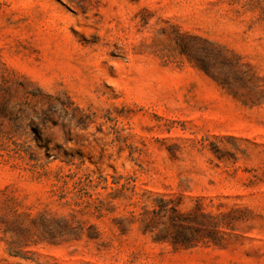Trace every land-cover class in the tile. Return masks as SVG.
Masks as SVG:
<instances>
[{"label":"rangeland","instance_id":"obj_1","mask_svg":"<svg viewBox=\"0 0 264 264\" xmlns=\"http://www.w3.org/2000/svg\"><path fill=\"white\" fill-rule=\"evenodd\" d=\"M159 198L220 244L143 234ZM5 260L264 264V0H0Z\"/></svg>","mask_w":264,"mask_h":264},{"label":"trees","instance_id":"obj_2","mask_svg":"<svg viewBox=\"0 0 264 264\" xmlns=\"http://www.w3.org/2000/svg\"><path fill=\"white\" fill-rule=\"evenodd\" d=\"M223 216V213L204 214L197 209L196 205L191 210L181 211L173 200L159 198L151 208H144L139 213L138 221L141 224L142 233L154 234L155 241H169L174 247L187 249L198 243L219 245L223 238V233L220 230L223 225ZM199 218H203L205 222H198ZM63 225L68 231L67 233L75 231L66 221H63ZM197 225L200 228H197ZM200 231L201 235L196 236ZM9 245H12L9 248V256L20 257L22 246H14L12 242ZM0 264L18 263L5 260L0 261Z\"/></svg>","mask_w":264,"mask_h":264}]
</instances>
